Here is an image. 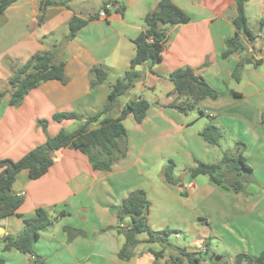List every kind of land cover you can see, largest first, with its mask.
I'll list each match as a JSON object with an SVG mask.
<instances>
[{"label":"crops","instance_id":"0c3cea01","mask_svg":"<svg viewBox=\"0 0 264 264\" xmlns=\"http://www.w3.org/2000/svg\"><path fill=\"white\" fill-rule=\"evenodd\" d=\"M110 0H69L68 8L50 6L41 15L39 0H19L0 16V92L16 69L35 54L56 51L64 63L65 82L47 81L29 91L18 106L8 104L9 94L0 103V159L19 160L47 137L60 131L73 132L85 119L97 114L107 102L110 87L129 70L135 54L133 41L144 31V18L156 10L159 0H119L121 11L98 13ZM191 17L186 25L169 30L162 60L136 68L140 79L118 98L110 116L117 118L134 100L149 103L146 117L137 123L132 114L123 121L126 129V156L116 160L110 171L94 170L86 155L69 148L52 154L53 164L39 179L21 171L12 185L14 195L23 194L19 216L0 221V264H34L16 249L4 252L3 238L17 236L23 219L45 209L57 220L40 233L33 250L45 264H189L185 259L169 260L168 250L161 259L157 244L141 243L128 261L118 252L124 238L116 232L117 219L111 208L132 191L146 192L150 204L149 227L156 232L175 231L172 245L204 256L200 264H212L204 255H221L228 261L239 253L258 256L264 250V0H245L244 12L252 40L243 39L244 50L222 58L224 42L231 37L236 17L234 0H170ZM73 17L86 21L69 38ZM239 82L232 73L244 59ZM188 67L218 92L205 98L197 111L183 114L168 105L176 94L168 80L171 72ZM106 74L102 84L92 86L93 70ZM236 95H232L231 93ZM57 113H73L80 120L60 123ZM211 119V121H210ZM46 121L45 127L38 121ZM212 122L224 137L218 147L208 145L199 133ZM92 126L90 129H94ZM244 145L242 155L252 169L251 180L242 193L212 186L208 177L192 178L195 162L213 164L235 143ZM174 163L175 186L166 183L163 170ZM184 193L185 196H181ZM66 216L58 217V213ZM64 227L76 231L69 239ZM146 237L140 241H144Z\"/></svg>","mask_w":264,"mask_h":264},{"label":"trees","instance_id":"16d2710c","mask_svg":"<svg viewBox=\"0 0 264 264\" xmlns=\"http://www.w3.org/2000/svg\"><path fill=\"white\" fill-rule=\"evenodd\" d=\"M19 0H0V16L4 11ZM119 0H110L108 3H116ZM41 15L38 23L44 19V10L50 6L68 8L69 0H39ZM236 5V17L232 24L235 28L234 34L224 42L225 49L222 58H228L234 53L243 51V39L252 40L254 34L248 28L247 18L244 12L245 0H234ZM106 3V4H108ZM104 4L102 8L106 5ZM101 8V9H102ZM123 8L120 7L119 11ZM191 22V17L175 6L170 0H159L156 10L144 18V31L133 41L135 54L130 61L129 70L124 73L110 87L107 102L95 115L87 117L85 123L73 132L60 131L53 137H47L44 144L39 145L25 154L19 160L0 159V221L19 216L18 209L22 204V197L14 195L12 185L16 176L23 170L28 172L29 178L36 180L44 176L51 168L52 154L63 148L76 150L87 156L94 170L110 171L112 164L126 156V129L123 125L127 115L132 114L137 123H141L146 117L149 103L144 99L129 102L122 109L117 118L110 116L119 97L126 95L140 79L136 68L141 65L153 66L162 60V53L169 38V30L177 25H186ZM86 21L73 17L68 25L69 38L76 35L77 31L85 25ZM264 26V17L258 22V31ZM246 64L254 67L260 61L244 59L234 67L232 78L239 82L242 68ZM64 63L56 60V51L51 50L42 54H35L24 65L18 67L8 80L9 89L0 92V103L9 94L8 104L18 106L23 98L36 88L40 83L47 81L65 82ZM94 78L92 86L104 82L106 74L100 68L93 70ZM168 80L173 85L176 97L168 105L183 114L197 111L201 116L203 113L198 109V104L205 98L215 99L218 92L213 89L202 77L195 75L188 67L171 72ZM236 95L235 93H231ZM52 120L60 123L66 120H80L73 113H57ZM211 121V119H210ZM264 123V115L262 118ZM40 126L45 127L47 122L38 121ZM96 126L94 129H90ZM199 136L208 145L218 147L224 134L212 122L199 133ZM244 145L235 143L233 152L225 150L220 160L213 164L195 162L193 169L189 171L192 178L206 176L212 186L232 193H242L245 185L252 182V169L246 163L242 155ZM174 163L170 161L163 170V177L170 186H175L177 180L173 177ZM185 196L184 193H180ZM150 204L146 192L141 189L132 191L118 206L111 210L117 219L116 232L124 238V244L118 252L120 260L128 261L135 256L134 250L141 243H157L162 247L160 252H151L156 259H161L168 250L169 260L176 263L177 260L185 259L189 264H200L203 261L201 254L187 252L184 248L172 245L169 241L175 231L165 229L161 232L153 231L147 223V215ZM66 212L58 213V217H65ZM57 217H50L45 209H37L35 217L23 219V229L15 237L5 236L3 238L4 252L11 249L18 250L21 254L28 256L34 264H45L33 250L34 242L40 237V233L50 228ZM68 238H74L77 233L69 227H64ZM144 234L146 239L140 241L137 236ZM204 255L212 264H264V250L258 256H250L245 253L236 254L232 261H228L221 255L208 254L205 247Z\"/></svg>","mask_w":264,"mask_h":264},{"label":"built area","instance_id":"2783aa9c","mask_svg":"<svg viewBox=\"0 0 264 264\" xmlns=\"http://www.w3.org/2000/svg\"><path fill=\"white\" fill-rule=\"evenodd\" d=\"M120 6L116 3H108L106 4L98 13L99 17H106L110 11L119 10ZM18 196L22 197L23 194H19Z\"/></svg>","mask_w":264,"mask_h":264},{"label":"rangeland","instance_id":"374dc122","mask_svg":"<svg viewBox=\"0 0 264 264\" xmlns=\"http://www.w3.org/2000/svg\"><path fill=\"white\" fill-rule=\"evenodd\" d=\"M116 4H117V3H116ZM1 86H2V85H1ZM1 86H0V89L2 88ZM119 98H120V97H119ZM144 237H146L144 234H140V235L137 236V238H138L139 240L143 239ZM201 256H202V255H201ZM202 258H204V256H203Z\"/></svg>","mask_w":264,"mask_h":264}]
</instances>
